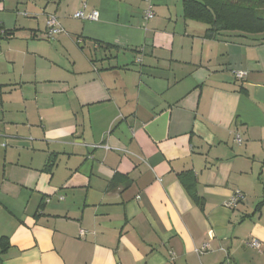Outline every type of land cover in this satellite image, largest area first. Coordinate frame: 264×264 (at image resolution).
Here are the masks:
<instances>
[{"label": "crops", "instance_id": "crops-1", "mask_svg": "<svg viewBox=\"0 0 264 264\" xmlns=\"http://www.w3.org/2000/svg\"><path fill=\"white\" fill-rule=\"evenodd\" d=\"M206 29L183 0H0V264H264V33Z\"/></svg>", "mask_w": 264, "mask_h": 264}, {"label": "trees", "instance_id": "trees-1", "mask_svg": "<svg viewBox=\"0 0 264 264\" xmlns=\"http://www.w3.org/2000/svg\"><path fill=\"white\" fill-rule=\"evenodd\" d=\"M185 16L207 25L206 36L264 33V0H183ZM7 244L3 245L5 251Z\"/></svg>", "mask_w": 264, "mask_h": 264}, {"label": "built area", "instance_id": "built-area-1", "mask_svg": "<svg viewBox=\"0 0 264 264\" xmlns=\"http://www.w3.org/2000/svg\"><path fill=\"white\" fill-rule=\"evenodd\" d=\"M75 18L78 19H89V20H97L99 18V12L98 10H92L90 12H86L85 10H79L74 14ZM152 17H154V11L153 9L150 7L146 12H145V18L146 19H151ZM45 23H46V27H47V32H46V36L49 40H54L55 37L57 35H59L60 33H62L64 31V28L58 18V16L54 15V14H49L46 16L45 18ZM237 78L243 79L245 73L243 71H237L235 73ZM236 141L238 143H240L242 141V139L240 138L239 135L236 136ZM243 195L238 192L236 194H234L226 203L227 206L233 207L236 206L238 204V202L240 201V199H242ZM86 233V231L84 229L80 230V235L83 236ZM248 244L254 248L257 249H261V241L258 239H253L252 241H249ZM208 249V244H204L201 248L197 249V251L199 253H203L204 251H206ZM172 255H175L174 252H171ZM221 264H229V262H223Z\"/></svg>", "mask_w": 264, "mask_h": 264}]
</instances>
